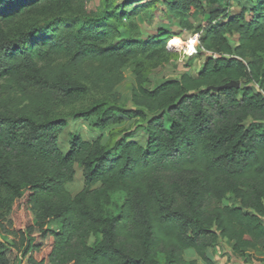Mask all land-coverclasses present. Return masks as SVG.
I'll return each instance as SVG.
<instances>
[{
  "label": "trees",
  "instance_id": "obj_1",
  "mask_svg": "<svg viewBox=\"0 0 264 264\" xmlns=\"http://www.w3.org/2000/svg\"><path fill=\"white\" fill-rule=\"evenodd\" d=\"M49 1L0 0V264H194L186 249L210 264L220 240L244 264L263 255L264 0H235L237 12L229 1L161 0L183 29L204 18L198 52L208 55L196 75L156 82L146 64L162 61L170 31L109 41L140 5L3 27L44 15ZM130 62L129 106L112 95L71 115L106 139L75 133L63 152L67 121L52 114L88 83L111 91ZM232 80L239 87L208 89ZM75 165L83 187L72 194Z\"/></svg>",
  "mask_w": 264,
  "mask_h": 264
},
{
  "label": "rangeland",
  "instance_id": "obj_2",
  "mask_svg": "<svg viewBox=\"0 0 264 264\" xmlns=\"http://www.w3.org/2000/svg\"><path fill=\"white\" fill-rule=\"evenodd\" d=\"M137 1V2H136ZM207 1V0H206ZM223 2L229 1L233 5L230 6L232 12H237L239 7L235 3V0H222ZM129 2L130 5L127 10L130 11L136 5H140L137 8L136 14L132 16L130 21H124V24L119 28V36L110 42L119 40L121 38L134 37L136 39H147L150 36L156 34L157 30L161 27L170 31L172 36L165 42V54L162 61L156 64L147 63L148 76L153 79L154 82L163 78H175L183 72H191L194 75L197 74L200 69L207 53L191 52L187 48V42L198 33L200 35L201 30L199 27L205 24V20L202 17L191 18L190 21L193 24V28L183 29L179 27L176 20H169L162 8L161 0H56L45 2L40 7H44V15L27 17L26 14L22 15L19 19H14L11 22L3 24L6 29L12 28L18 23L28 25V27L36 24H47L49 20H67L74 25L92 21L99 15L105 6H110V9L117 10V5ZM222 2V3H223ZM207 4V3H205ZM115 24H117L114 21ZM64 24H59L57 27L62 28ZM120 25V24H119ZM46 27V26H45ZM42 38L45 37L46 32L43 31ZM233 41L237 40V36L231 38ZM186 42L184 46L180 43H170V41ZM198 48V45H197ZM122 78L113 87L111 91H106V88L101 86H94L90 83L87 84L88 90L75 102L66 105L59 106L52 114L55 118H63L67 121V126L63 132L59 135L58 146L64 152L68 147L69 138L72 134H79L86 140H94L98 137L106 139L108 131H99L92 126L91 120L74 119L71 115L76 110L87 107L95 100L110 99L112 95H115L117 101L125 106L130 105V96L132 88L135 86L136 75L134 73V64L128 63L121 69ZM133 121H127L122 125L125 127H131ZM249 123V122H248ZM121 125V126H122ZM141 134V133H139ZM83 187V178L81 175V169L75 165V175L72 182L67 184V188L72 194H75ZM115 198H119L116 195ZM234 201L231 196H227L224 200L225 204H232ZM212 255L217 256V261H222L224 264H244L245 257L234 256L231 253V245L225 240H220L217 245L212 249ZM260 254L253 256L252 263L255 260H259ZM250 260V259H249ZM215 260V262H217ZM22 264H27L26 259Z\"/></svg>",
  "mask_w": 264,
  "mask_h": 264
},
{
  "label": "crops",
  "instance_id": "obj_3",
  "mask_svg": "<svg viewBox=\"0 0 264 264\" xmlns=\"http://www.w3.org/2000/svg\"><path fill=\"white\" fill-rule=\"evenodd\" d=\"M211 252V263L210 264H224L222 261H217V256H213L212 255V250ZM184 257L186 259V261H194V264H208L206 262H204L202 259H200V257H198V255L196 254V252L193 249H186L184 252ZM259 258H264V254L258 256ZM215 260L217 262H215ZM249 264H264L263 260H255L252 263Z\"/></svg>",
  "mask_w": 264,
  "mask_h": 264
},
{
  "label": "water",
  "instance_id": "obj_4",
  "mask_svg": "<svg viewBox=\"0 0 264 264\" xmlns=\"http://www.w3.org/2000/svg\"><path fill=\"white\" fill-rule=\"evenodd\" d=\"M240 83L236 82V81H229L227 83H224L222 85L219 86H209L208 89L212 90V91H217L221 88H226V87H239Z\"/></svg>",
  "mask_w": 264,
  "mask_h": 264
},
{
  "label": "built area",
  "instance_id": "obj_5",
  "mask_svg": "<svg viewBox=\"0 0 264 264\" xmlns=\"http://www.w3.org/2000/svg\"><path fill=\"white\" fill-rule=\"evenodd\" d=\"M190 41H192V45H193L194 49L193 50H190L189 49L190 48L189 46L187 48L189 49L190 53L191 52H196L197 49H198L197 48V45L199 44V34L196 33Z\"/></svg>",
  "mask_w": 264,
  "mask_h": 264
},
{
  "label": "bare ground",
  "instance_id": "obj_6",
  "mask_svg": "<svg viewBox=\"0 0 264 264\" xmlns=\"http://www.w3.org/2000/svg\"><path fill=\"white\" fill-rule=\"evenodd\" d=\"M171 42H172V43H176V42H178V43H180L181 46H184V45L186 44V42H181V41H179V40H177V41H173V40H171L170 43H171ZM187 46L190 47V48H189L190 50H193V49H194V47H193V45H192V41H190V40L187 42Z\"/></svg>",
  "mask_w": 264,
  "mask_h": 264
}]
</instances>
